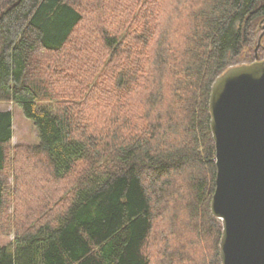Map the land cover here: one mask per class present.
I'll return each mask as SVG.
<instances>
[{"label":"trees","instance_id":"1","mask_svg":"<svg viewBox=\"0 0 264 264\" xmlns=\"http://www.w3.org/2000/svg\"><path fill=\"white\" fill-rule=\"evenodd\" d=\"M123 2L0 0V102L36 127L39 180L70 179L64 205L43 191L7 218L0 264H222L211 90L264 60V0ZM94 81L106 106L88 118L76 95ZM14 124L0 110L1 173ZM10 192L0 176L2 214Z\"/></svg>","mask_w":264,"mask_h":264},{"label":"water","instance_id":"2","mask_svg":"<svg viewBox=\"0 0 264 264\" xmlns=\"http://www.w3.org/2000/svg\"><path fill=\"white\" fill-rule=\"evenodd\" d=\"M210 109L217 165L211 209L223 223L222 264H264V60L218 76Z\"/></svg>","mask_w":264,"mask_h":264},{"label":"rangeland","instance_id":"3","mask_svg":"<svg viewBox=\"0 0 264 264\" xmlns=\"http://www.w3.org/2000/svg\"><path fill=\"white\" fill-rule=\"evenodd\" d=\"M121 1L127 2V0ZM87 23H92V21L89 19ZM84 61L85 63L81 65L85 68L86 66L88 68V66L92 63L90 61L87 62L86 59ZM100 75L101 73L97 74V77H99ZM98 80L99 79H96L95 81ZM95 81L92 84L88 85L89 88L80 90V92L76 95L79 96L80 99H83V101L80 100V102H82L81 104H83L85 108L83 109V111L88 118L93 115L100 116L105 112V101H100V103L98 104H96V102H93L95 98L92 88L95 84ZM59 89L63 90V88L61 87ZM96 106H101L102 108L96 110ZM3 109H10L14 113V138L9 147V152L16 158H13L12 163L10 162V167L6 172H0V176L6 178L9 181V186L11 188V192L9 194L11 202L3 212V214L5 215L0 213V246L9 243L10 240L14 238L15 232L13 230L9 229L11 231L7 233V231L3 229V227H5V223L9 224L7 219L9 218V216H14L16 217L15 219H23L26 218V216H31L32 213L29 212L28 206L23 203L24 199L27 202L37 204L35 200L43 193V191H47L48 193H50V191H53L51 195L54 194L55 197L54 200L50 201V207L54 208V205L61 206V203L64 205L68 199L65 195V191L67 189L66 186L70 181V179L67 178L68 180L66 179L62 182L52 181L48 185L47 182H44L41 179L39 180V177H42L43 173L39 166L38 159L34 156L27 155V153L29 152L27 151V146L36 144L39 141L36 127L31 120L26 118L22 109L15 103L11 101L0 102V110ZM17 172L20 173V180L16 178ZM20 198H22V200ZM16 202H19L20 204L19 209L16 206ZM18 210V215H16ZM2 216H4L5 218H3Z\"/></svg>","mask_w":264,"mask_h":264},{"label":"flooded vegetation","instance_id":"4","mask_svg":"<svg viewBox=\"0 0 264 264\" xmlns=\"http://www.w3.org/2000/svg\"><path fill=\"white\" fill-rule=\"evenodd\" d=\"M258 50V48L256 47V51Z\"/></svg>","mask_w":264,"mask_h":264}]
</instances>
